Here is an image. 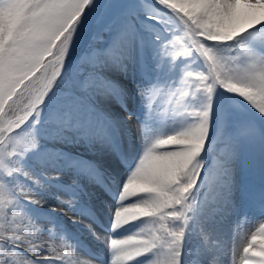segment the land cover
I'll list each match as a JSON object with an SVG mask.
<instances>
[{
	"label": "snow or ice",
	"instance_id": "snow-or-ice-1",
	"mask_svg": "<svg viewBox=\"0 0 264 264\" xmlns=\"http://www.w3.org/2000/svg\"><path fill=\"white\" fill-rule=\"evenodd\" d=\"M132 85L146 110L139 151L108 227L85 225L106 256L81 259L53 213L76 202L77 146L120 134L102 105L132 121ZM258 120L264 0H0V264H264ZM257 148L261 191L249 197L235 168ZM257 210L229 255L223 227Z\"/></svg>",
	"mask_w": 264,
	"mask_h": 264
},
{
	"label": "bare ground",
	"instance_id": "bare-ground-1",
	"mask_svg": "<svg viewBox=\"0 0 264 264\" xmlns=\"http://www.w3.org/2000/svg\"><path fill=\"white\" fill-rule=\"evenodd\" d=\"M119 103L116 101H106L105 105H102L103 111H105L106 115L112 117H119L120 120V134L119 136H114L112 142L107 145L97 144L94 146L93 150H90L87 145L81 144L78 146L80 149L79 155L82 159L86 160L90 163L92 176L94 175L95 179L91 182H87L81 179L84 183L80 184L78 182V187L75 188L76 200L81 203L87 205L88 214H82V210H86L85 208H81L80 206L74 205L72 211L73 216H78L80 219V223L73 224L72 220L68 218L66 219L67 230H69V234L67 235L70 240L79 243L81 245L78 250L80 251L79 256L81 259L87 258L89 252L96 253L97 255H105L106 251L99 242L94 241V248L86 247L83 243L89 239L88 229L85 225L95 222L97 224L106 225V228L110 224V216H109V207L114 204L113 194L115 189L118 187L117 181L122 180L119 179L121 173L126 169V165H128L133 156V150L129 146V137H128V127L125 119H122L121 112L119 111ZM262 168V153L257 148L254 151L248 153L246 159L240 160L235 168V176L238 174L240 170H261ZM79 177V178H80ZM61 183L63 181L61 180ZM58 188H54L53 191H57ZM46 195V199H47ZM50 201V198H48ZM58 216V215H54ZM59 221L63 222L61 217L58 216ZM131 231L135 225L128 226ZM66 232V230H65ZM67 234V232H66ZM72 235L75 238H71ZM222 236V235H221ZM81 240V241H80ZM70 255V254H69Z\"/></svg>",
	"mask_w": 264,
	"mask_h": 264
},
{
	"label": "rangeland",
	"instance_id": "rangeland-1",
	"mask_svg": "<svg viewBox=\"0 0 264 264\" xmlns=\"http://www.w3.org/2000/svg\"><path fill=\"white\" fill-rule=\"evenodd\" d=\"M139 23L142 28L145 26V21L143 20V18L140 19ZM131 87L133 91H132L130 98L127 99L126 103H127L128 112L133 115V119L131 122H128V121H125V122H127V127L129 130V133H128L129 146L133 150V153H138L139 147H140V139H139V133L135 125L139 124V122L145 119L146 110H145L144 102L141 100L140 97L135 95V85H132ZM119 107H120L119 111L121 112V115H122L121 118L124 119V109L121 108L120 105ZM256 123L258 126L264 127V121L258 120ZM77 167L84 169V172L82 173L81 176H82L83 181L84 180L86 181V184L87 182H91L92 180L95 179L94 178L95 176L94 175L92 176V174H90L91 167L88 161L78 160ZM126 171H127V168L121 173V175L119 176V179L123 178V174ZM69 175H71V173H69ZM234 178L239 184L241 195H247L249 197H252V196H258L260 194L261 170H249V169L240 170ZM82 179L81 177L78 178V182L84 185ZM61 180L63 181V183H70V181H65L63 177L61 178ZM245 189H247V191H245ZM53 203L54 202L51 199L50 201H48V198H47V203L43 206L44 210L45 211L49 210V206L52 205ZM74 205L76 206L78 205L81 208H85L86 210H89V208H87V205L81 203L80 201L76 200ZM29 209L32 210L31 205L29 206ZM66 211L67 213L63 212V210H60V212L53 213V215H58L61 217L63 221L62 223H63L64 230H66L67 235H68L70 231L67 230L68 228L66 225V219L68 218V216H73V211L72 210H66ZM258 215H259V212L257 210L252 213H249L250 219H240L238 222L233 221L231 224L225 225L223 227L222 229L223 232L221 233V235H222L225 245H227V249L229 250V255H230V249L232 248L233 243H235V245L239 247V245L242 242V238L246 237L247 235H250L251 231H254L255 227H258V222H256L254 219H251ZM91 224L98 232H103L104 229L106 228V225L103 226V224H97L95 222H91ZM127 230H130L128 226L125 229H122L121 231L127 232ZM88 236H89V239L87 241H84L83 239V243L86 245V247L94 248V244H95L94 241L96 240L92 238L89 232H88ZM71 238L73 239L75 237L72 235ZM87 258H83V259H87Z\"/></svg>",
	"mask_w": 264,
	"mask_h": 264
}]
</instances>
